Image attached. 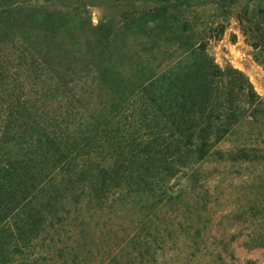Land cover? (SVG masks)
Segmentation results:
<instances>
[{
	"label": "trees",
	"instance_id": "16d2710c",
	"mask_svg": "<svg viewBox=\"0 0 264 264\" xmlns=\"http://www.w3.org/2000/svg\"><path fill=\"white\" fill-rule=\"evenodd\" d=\"M68 1L0 0V42L12 57L0 63V88H9V100H0V255L27 257L32 241L47 240L48 226L68 204L102 210L114 198L122 207L148 196L156 197L155 208L177 201L182 191L170 181L180 172L196 178L197 164L247 120L233 95L247 91V110L256 114L259 98L248 81L235 87L231 73L243 78L236 70L197 62L138 84L117 70L124 56L116 34H26L47 21H25L22 12L37 16L39 7ZM21 75L33 81L32 100L24 97L23 83L6 82ZM118 79L138 91L124 113L131 96L111 102ZM105 98L114 104L106 115ZM74 124L81 133L71 130ZM221 248L202 251L217 257Z\"/></svg>",
	"mask_w": 264,
	"mask_h": 264
},
{
	"label": "rangeland",
	"instance_id": "374dc122",
	"mask_svg": "<svg viewBox=\"0 0 264 264\" xmlns=\"http://www.w3.org/2000/svg\"><path fill=\"white\" fill-rule=\"evenodd\" d=\"M39 8L37 16L30 9L21 17L39 16L35 24H47L26 34H116V48L123 38L117 70L133 83L148 84L170 70L206 62L239 72L243 78L231 73L232 83L248 81L259 100L252 117L247 91L235 89L233 106L247 120L197 164L196 178L180 172L170 181L169 187L182 191L177 201L155 208L156 197L148 196L135 200L136 207H122L114 198L102 210L68 204L54 227L48 226L46 241L34 239L24 258L0 255V264H264V0H71ZM8 54L0 42L1 64L11 61ZM118 80L111 102L131 96L120 108L124 113L138 91L129 92ZM6 82L23 83L24 97H35L28 75ZM8 94V87L0 88V100H9ZM107 100H101L105 115L114 106ZM77 128L71 130L81 133ZM216 245L222 246L217 257L202 251Z\"/></svg>",
	"mask_w": 264,
	"mask_h": 264
}]
</instances>
